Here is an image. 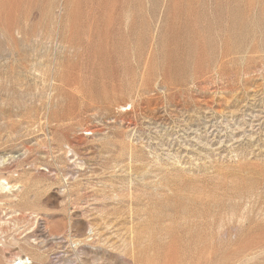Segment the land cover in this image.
<instances>
[{
	"label": "rangeland",
	"instance_id": "obj_1",
	"mask_svg": "<svg viewBox=\"0 0 264 264\" xmlns=\"http://www.w3.org/2000/svg\"><path fill=\"white\" fill-rule=\"evenodd\" d=\"M2 155L0 264H264V0H0Z\"/></svg>",
	"mask_w": 264,
	"mask_h": 264
},
{
	"label": "bare ground",
	"instance_id": "obj_2",
	"mask_svg": "<svg viewBox=\"0 0 264 264\" xmlns=\"http://www.w3.org/2000/svg\"><path fill=\"white\" fill-rule=\"evenodd\" d=\"M15 157L14 156H0V165H3L4 163H6L9 160H14ZM19 188V186H15V185H10L8 182H6L3 178H0V196L1 195H12L13 192L17 191ZM33 218H37V216H33ZM30 218V217H29ZM39 220V218H37V221ZM33 228V227H32ZM14 240V239H13ZM11 241L13 242V244L19 245L20 249L24 252H26V250L28 251V253H26V256H19V255H15L14 257H12L9 262L11 264H46L45 261L47 259V256L41 251V243L37 242L36 239H31L30 238H26L25 240L22 241V243L20 244L18 241ZM24 246H23V245ZM76 244H74L75 246ZM0 246H3V244H1ZM24 248V249H23ZM26 249V250H25Z\"/></svg>",
	"mask_w": 264,
	"mask_h": 264
}]
</instances>
